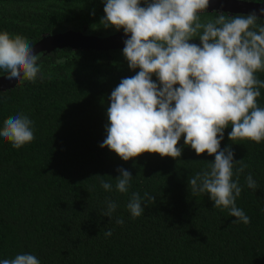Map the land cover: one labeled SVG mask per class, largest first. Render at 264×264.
Returning <instances> with one entry per match:
<instances>
[{
    "label": "trees",
    "instance_id": "16d2710c",
    "mask_svg": "<svg viewBox=\"0 0 264 264\" xmlns=\"http://www.w3.org/2000/svg\"><path fill=\"white\" fill-rule=\"evenodd\" d=\"M219 13L206 10L201 18ZM104 14L102 0H0V31L30 43L66 28L115 31L100 23ZM122 50L66 46L38 53L42 81L0 90V128L9 116L23 113L35 134L20 149L0 138V260L30 253L41 264H264V141L233 143L231 126L221 141V148L230 145L234 159L247 165L239 174L236 204L249 224L233 223L235 217L213 208L207 194H191L189 178L214 155L198 156L183 136L178 159L145 152L124 161L99 146L107 135L111 91L139 71L128 67ZM257 75L264 80V72ZM260 92L257 103L264 108V88ZM118 167L133 175L128 193L115 191ZM249 173L259 186L255 192L246 186ZM100 179L111 182L113 191H105ZM132 192L156 197L135 219L126 208ZM106 198L118 204L111 221L102 215ZM109 229L112 235L105 237Z\"/></svg>",
    "mask_w": 264,
    "mask_h": 264
},
{
    "label": "clouds",
    "instance_id": "9594fccd",
    "mask_svg": "<svg viewBox=\"0 0 264 264\" xmlns=\"http://www.w3.org/2000/svg\"><path fill=\"white\" fill-rule=\"evenodd\" d=\"M105 29L123 30L128 38L122 50L128 67L139 69L122 78L111 91L107 108L106 138L99 145L128 161L141 154L181 157L190 146L199 156L214 155L207 168L189 178L192 195L207 194L213 208L227 210L233 223L249 224L250 217L236 204L242 186L239 174L247 165L234 159L231 146L221 148L225 129L233 143L264 141V108L257 98L264 80V25L255 12L229 16L220 12L202 20L210 0H102ZM264 15V8L260 9ZM94 15V10L91 13ZM198 38L200 43H192ZM34 44L21 35L0 31V73L16 81L43 80ZM153 75L156 79L153 80ZM0 138L20 149L35 139L34 122L25 114L9 116L0 128ZM239 168H235L236 164ZM235 168V172H234ZM115 178V191L128 193L132 173L122 167ZM236 179H233V176ZM246 186L259 188L251 173ZM105 191L111 182L100 179ZM89 192V190H87ZM155 195L132 192L126 208L133 219L155 203ZM103 216L111 221L118 204L106 198ZM116 223L123 225L122 219ZM112 230L105 231V237ZM0 264H41L33 254L21 253Z\"/></svg>",
    "mask_w": 264,
    "mask_h": 264
},
{
    "label": "water",
    "instance_id": "95a60500",
    "mask_svg": "<svg viewBox=\"0 0 264 264\" xmlns=\"http://www.w3.org/2000/svg\"><path fill=\"white\" fill-rule=\"evenodd\" d=\"M264 8V1L258 0H210L207 10L227 12L229 14L255 12L260 18L264 15L260 9ZM125 36L123 30L113 31L107 34L87 33L80 29L66 28L54 33H46L40 36L32 44L36 53L50 52L55 48L69 46L73 49L108 50L124 48ZM19 81L6 78V74L0 73V90L13 87Z\"/></svg>",
    "mask_w": 264,
    "mask_h": 264
}]
</instances>
